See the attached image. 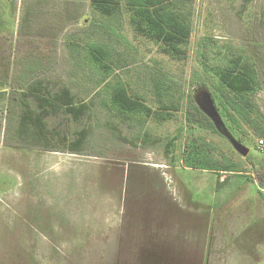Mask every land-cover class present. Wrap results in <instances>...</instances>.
<instances>
[{
  "label": "rangeland",
  "instance_id": "1",
  "mask_svg": "<svg viewBox=\"0 0 264 264\" xmlns=\"http://www.w3.org/2000/svg\"><path fill=\"white\" fill-rule=\"evenodd\" d=\"M192 13L187 56L172 59L136 35L127 14L109 24L91 0H0V264H264V0H195ZM98 37L115 53L108 78L86 58ZM237 53L259 70L256 130L230 128L216 96L212 69ZM21 75L70 87L90 106L80 123L49 119L60 139L85 130L81 153L21 139L14 111ZM154 80L179 106L170 119L110 113L117 81L167 113ZM213 110L248 156L218 129ZM199 111L216 131L188 122ZM191 144L238 172L187 168Z\"/></svg>",
  "mask_w": 264,
  "mask_h": 264
},
{
  "label": "trees",
  "instance_id": "2",
  "mask_svg": "<svg viewBox=\"0 0 264 264\" xmlns=\"http://www.w3.org/2000/svg\"><path fill=\"white\" fill-rule=\"evenodd\" d=\"M194 1L91 0V7L109 24L119 21L124 13L127 14L130 26L136 35L156 43L162 53L168 57L183 59L187 56L193 31ZM110 26L107 29L115 34L116 31ZM86 55L88 64L97 71H101L106 78L118 68L114 50L105 39L98 37L90 40L86 44ZM212 72L218 80L216 96L221 101V113L230 122V128L239 127L241 123H245L256 130L258 111L253 97L261 85L256 63L249 56L237 53L223 58L222 64L215 66ZM43 81L45 80L21 75L16 82L14 111L18 113L19 136L29 144L27 146H41L58 152L64 149L61 148L63 146L71 154L81 153L87 140L85 130H82L74 141H67L65 136L60 139L59 134L49 128V119L66 115L74 122L80 123L86 113L91 112L90 106L81 101L70 87L63 86L56 90L49 81ZM152 86L161 111L167 110V113L148 106V98L133 93L128 84L122 81H117L109 87L110 113L123 121L170 119L172 117L170 111H179L172 93L159 80H154ZM199 115L200 117H196L194 113H188V122L216 131L213 125H209L210 121L204 114L199 111ZM259 136L264 138V130H260ZM182 159L187 168L194 170L236 173L239 169L237 164L230 162L227 158L223 161L213 160L203 148L195 144L188 146V151ZM262 187L264 188V183Z\"/></svg>",
  "mask_w": 264,
  "mask_h": 264
},
{
  "label": "water",
  "instance_id": "3",
  "mask_svg": "<svg viewBox=\"0 0 264 264\" xmlns=\"http://www.w3.org/2000/svg\"><path fill=\"white\" fill-rule=\"evenodd\" d=\"M212 115L213 117H215V122L218 129L230 140V142L232 143L233 147L237 150V152L244 157L248 156L250 150L232 137V135L225 128L222 120L220 119V117L218 116L215 110H213Z\"/></svg>",
  "mask_w": 264,
  "mask_h": 264
}]
</instances>
